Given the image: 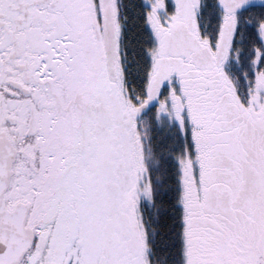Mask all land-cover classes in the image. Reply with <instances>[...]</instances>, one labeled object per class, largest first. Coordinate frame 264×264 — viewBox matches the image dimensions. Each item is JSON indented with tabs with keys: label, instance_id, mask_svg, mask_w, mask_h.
I'll return each instance as SVG.
<instances>
[{
	"label": "snow or ice",
	"instance_id": "snow-or-ice-1",
	"mask_svg": "<svg viewBox=\"0 0 264 264\" xmlns=\"http://www.w3.org/2000/svg\"><path fill=\"white\" fill-rule=\"evenodd\" d=\"M0 264H264V0H0Z\"/></svg>",
	"mask_w": 264,
	"mask_h": 264
}]
</instances>
